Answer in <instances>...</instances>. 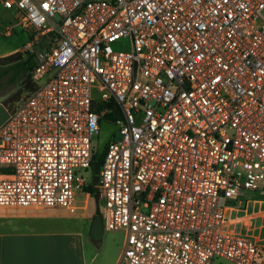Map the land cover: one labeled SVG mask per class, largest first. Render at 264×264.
Here are the masks:
<instances>
[{
	"label": "built area",
	"instance_id": "built-area-1",
	"mask_svg": "<svg viewBox=\"0 0 264 264\" xmlns=\"http://www.w3.org/2000/svg\"><path fill=\"white\" fill-rule=\"evenodd\" d=\"M0 5L31 65L0 127V208L84 211L105 119L92 194L120 264H264L231 221L264 195V0Z\"/></svg>",
	"mask_w": 264,
	"mask_h": 264
},
{
	"label": "crops",
	"instance_id": "crops-1",
	"mask_svg": "<svg viewBox=\"0 0 264 264\" xmlns=\"http://www.w3.org/2000/svg\"><path fill=\"white\" fill-rule=\"evenodd\" d=\"M12 23L10 12L7 16L0 12V127L23 86L21 67L29 66L27 58L19 53V42L10 46L2 42L4 36L11 38L16 33L7 32ZM14 53L17 55L10 57ZM238 213H231L234 227ZM92 215L93 211L86 208L77 214L48 208H0V264H87V252L96 250L90 255L93 260L101 244V240L95 243L91 239Z\"/></svg>",
	"mask_w": 264,
	"mask_h": 264
},
{
	"label": "rangeland",
	"instance_id": "rangeland-1",
	"mask_svg": "<svg viewBox=\"0 0 264 264\" xmlns=\"http://www.w3.org/2000/svg\"><path fill=\"white\" fill-rule=\"evenodd\" d=\"M0 12L8 15V11L0 5ZM27 39L26 32L17 31L13 33L12 37H3V44L5 46L13 45L15 41L20 43V46ZM25 77V74H24ZM24 79V78H23ZM19 93L20 97L23 93V88ZM17 97V98H18ZM16 103V100L14 101ZM94 142H97V135L93 136ZM79 173L82 176H86L88 180H92V173L90 169H80ZM247 198L243 201V207L239 211V217L236 221L235 230L242 235L253 237L258 241L264 243V195H259L256 192H246ZM97 195L90 197L84 196L83 193L79 192L76 197L77 206L86 208L87 212L93 211L96 213L97 208ZM43 208V207H40ZM50 209V208H48ZM52 209V208H51ZM82 211V209H79ZM235 225V223H233ZM124 232L116 230L103 229V235L101 238V244L98 249V253L95 258L90 261V255L96 252V250L88 251L86 256L87 264H118L120 252L123 247ZM90 253V254H89ZM120 264V262H119ZM221 264H232L226 260H222Z\"/></svg>",
	"mask_w": 264,
	"mask_h": 264
},
{
	"label": "water",
	"instance_id": "water-1",
	"mask_svg": "<svg viewBox=\"0 0 264 264\" xmlns=\"http://www.w3.org/2000/svg\"><path fill=\"white\" fill-rule=\"evenodd\" d=\"M117 129V125L106 121L105 119L100 120V127L96 142V151L98 154H102L107 141L110 139L114 131ZM101 164L100 159H94L91 162L92 168V183L95 185L98 183V171ZM103 223L102 218L99 213H94L92 215L91 225H90V235L93 242L98 243L103 235Z\"/></svg>",
	"mask_w": 264,
	"mask_h": 264
},
{
	"label": "trees",
	"instance_id": "trees-1",
	"mask_svg": "<svg viewBox=\"0 0 264 264\" xmlns=\"http://www.w3.org/2000/svg\"><path fill=\"white\" fill-rule=\"evenodd\" d=\"M16 55H17V54L14 53V54H11L10 57H14V56H16ZM27 61H29L28 58H27ZM30 67H31L30 62H29V66H28V68H27V66H26V67H21V71L25 74V77H24V79L22 80V85H24L25 88H28V87H29L28 82H27V80H28L27 78H28V70L30 69ZM102 157H103V154H98L97 151H96V149L93 150V152H92V160H94V159H100V160H101ZM84 189L90 191L91 196L93 195V194H92V193H93L92 191L94 190V186H93L92 183H90V184H89L88 186H86ZM95 212H96V213H99V211H98L97 208L95 209Z\"/></svg>",
	"mask_w": 264,
	"mask_h": 264
}]
</instances>
